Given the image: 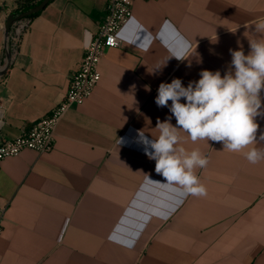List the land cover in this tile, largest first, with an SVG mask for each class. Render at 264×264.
I'll use <instances>...</instances> for the list:
<instances>
[{"label":"crops","instance_id":"1","mask_svg":"<svg viewBox=\"0 0 264 264\" xmlns=\"http://www.w3.org/2000/svg\"><path fill=\"white\" fill-rule=\"evenodd\" d=\"M26 1L0 0V71L7 20ZM108 2L51 0L31 20L0 78L5 139L64 99ZM260 20L264 0H136L120 46L101 60L100 85L67 111L54 149L0 163V264H264V160L250 164L221 142L194 144L181 132L184 147L209 161L195 170L207 190L197 197L155 172L140 137L158 136L157 120L171 115L155 103L160 83L187 87L202 70L223 76L229 50L242 45L247 55ZM256 123L254 146L264 148V116Z\"/></svg>","mask_w":264,"mask_h":264},{"label":"clouds","instance_id":"2","mask_svg":"<svg viewBox=\"0 0 264 264\" xmlns=\"http://www.w3.org/2000/svg\"><path fill=\"white\" fill-rule=\"evenodd\" d=\"M254 32L257 38L249 40L247 55L242 45L239 50H229L231 62L223 76L219 70H202L200 78L187 87L179 78L158 87L155 103L169 108L171 115L157 120L158 136L149 140L141 132L140 137L151 149L146 155L155 161V172L187 194L207 195L195 170L206 168L209 161L198 148L184 147L181 132L194 144L202 140L221 142L227 151L242 153L250 164L264 160V148L254 146L259 144L256 117L264 116V20L254 24ZM173 117L175 125L171 123ZM259 140L264 142V133Z\"/></svg>","mask_w":264,"mask_h":264},{"label":"built area","instance_id":"3","mask_svg":"<svg viewBox=\"0 0 264 264\" xmlns=\"http://www.w3.org/2000/svg\"><path fill=\"white\" fill-rule=\"evenodd\" d=\"M136 0H109L106 15L99 25L97 34L85 46V56L80 68L70 79V86L64 99L46 117L33 123L19 137L7 140L2 130L5 124L4 110L0 106V163L5 159L18 157L24 150L39 153L51 152L56 141L57 127L73 105H82L90 99L100 85L99 65L106 49L119 47L120 33L133 17ZM150 1V0H147ZM31 19L17 21L6 40V53L14 57L19 50L24 34L30 27ZM5 208L0 207V235L3 231Z\"/></svg>","mask_w":264,"mask_h":264},{"label":"water","instance_id":"4","mask_svg":"<svg viewBox=\"0 0 264 264\" xmlns=\"http://www.w3.org/2000/svg\"><path fill=\"white\" fill-rule=\"evenodd\" d=\"M51 0H43L39 5L35 6L34 8H32L31 10L25 12V13H22L21 15L19 16H15V15H11L8 20H7V23H6V26H5V34H6V40L10 34V31L13 27V25L17 22V21H20V20H23V19H26V18H29L35 14H38L39 12H41L43 9L46 8V6L50 3ZM11 55L9 53H7V65L4 69H2L0 71V78L4 77L6 72L9 70V67H10V64H11Z\"/></svg>","mask_w":264,"mask_h":264},{"label":"trees","instance_id":"5","mask_svg":"<svg viewBox=\"0 0 264 264\" xmlns=\"http://www.w3.org/2000/svg\"><path fill=\"white\" fill-rule=\"evenodd\" d=\"M42 1H43V0H40V1H38V3H36V4L33 3V0H28V1H26V2L21 6V8H20V12L18 13L17 16L21 15L22 13H25V12L31 10V9L34 8L35 6L39 5ZM37 15H38V14H35V15L31 16V17H29V19L32 20V19H33L34 17H36Z\"/></svg>","mask_w":264,"mask_h":264}]
</instances>
